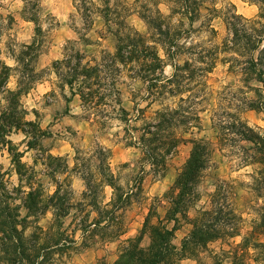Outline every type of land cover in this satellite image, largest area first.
Returning <instances> with one entry per match:
<instances>
[{
  "label": "trees",
  "instance_id": "obj_1",
  "mask_svg": "<svg viewBox=\"0 0 264 264\" xmlns=\"http://www.w3.org/2000/svg\"><path fill=\"white\" fill-rule=\"evenodd\" d=\"M39 1L28 0L30 6L26 5L24 11L29 7L38 10ZM257 1L262 4L261 19L251 21L253 25L228 21L232 33L228 48L244 57L242 73L245 80H257L264 87V0ZM76 2L87 16L91 13L89 0ZM174 2L176 6L171 8L168 17H164L160 9L154 14L141 15L151 29L148 36L131 27L125 18L113 31L109 12L105 11L102 15L117 38L115 52L102 51L99 57L87 59L82 51L68 49L62 59L54 60L51 66L43 69L38 68L37 61L48 39L39 15L25 16L35 22L36 33L32 42L17 45L12 56L14 62L9 64L2 56V39L6 29L14 24L15 17L0 12V157L4 150L10 153L21 182L18 187L10 188L6 179L8 171L0 162V264H61L81 247L90 246L96 235L111 240L123 235L127 229L120 210L130 204L136 187L123 190L116 181L108 149L100 146L95 151V172L84 174L86 189L83 197L87 201L74 203L68 178L57 177L68 170L66 159L52 153L42 156L55 181V189L50 192L36 178L34 169L23 161L24 152L13 142L11 136L22 131L28 138L29 148L40 145L45 133L37 121L28 118L29 110L22 98L46 75H54V85L62 90L68 103L79 98L86 118L102 127L118 120L127 143L140 148L143 161L159 175L166 173L169 160L178 147L188 141L186 133L200 128L199 112L210 93L208 77L217 65L220 50L216 44L215 49L210 50L191 40L193 23L200 14L202 2ZM99 12H103L102 9ZM177 14L186 17L191 27H185V21L176 17ZM235 17L250 22L243 15L235 14ZM257 24L260 27H256ZM211 31L214 33L215 29L211 27ZM169 64L173 66L171 75L165 73ZM125 77L132 82L129 85L131 110L123 104L121 84ZM12 78H15L14 86L11 85ZM135 82L142 83L141 87L132 86ZM239 92L242 95H236L230 86L226 87L220 93L218 107L213 110L212 119L218 130L220 147L234 149L237 141H249L255 151L242 156V164L264 163V130L250 126L237 114L246 109L259 110L264 101L250 99L242 89ZM234 108L238 112H234ZM189 141L193 147L175 180V195L166 222L161 219L151 223L148 217L142 231L120 246L112 264H183L185 259H195L196 264H245L246 246L240 245L215 253L211 263L197 258L199 250L212 242L221 240L231 245L229 240L241 234L242 217L230 203L234 187L223 179H218L215 189L209 193L210 205L197 207L198 186L206 171L215 164L212 149L205 139ZM107 186L113 189V195L106 202ZM79 204L85 211H71ZM23 207L27 211H22ZM191 209L196 212L189 218L187 213ZM49 212L52 219L47 225H41V219ZM73 212L74 220L67 225L66 218ZM179 214L188 218L192 225L181 246L173 242L179 229ZM146 233L151 240L148 246H143ZM259 245L264 247V243ZM263 252L257 258L260 264H264ZM96 264L107 263L98 261Z\"/></svg>",
  "mask_w": 264,
  "mask_h": 264
},
{
  "label": "rangeland",
  "instance_id": "obj_2",
  "mask_svg": "<svg viewBox=\"0 0 264 264\" xmlns=\"http://www.w3.org/2000/svg\"><path fill=\"white\" fill-rule=\"evenodd\" d=\"M174 1L89 0L91 13L87 16L84 9L78 8L76 0H40L38 10L37 7H29L26 11L24 9L28 5V0H0V12L5 15L11 13L15 17L14 24L10 29H6L3 35L2 56L9 64H13L12 56L18 48L17 45L32 42L36 33V24L26 19V15L33 13L39 15V22L48 39L37 61L38 68L43 69L51 66L54 60L62 59L68 49L82 51L87 59L99 57L102 51L115 52L117 38L102 15L105 11L109 12L113 31L117 28V23L125 18L131 27L148 36L151 34V29L141 15L154 14L157 9H160L164 17H168L172 12L171 8L176 6ZM200 1L202 2L200 14L193 23L194 31L191 33V40L210 50L215 49L214 44L218 45L219 58L216 67L208 77L210 93L199 112L200 128L195 127L186 133L188 141L178 147L169 160L168 168L163 176L153 172L151 167L143 161L140 148L127 143L123 126L118 120H113L109 126L102 127L93 119L85 117L78 97L68 103L62 90L54 85L53 74L46 75L34 89L23 96L24 105L29 110L28 118L37 121L45 134L40 140V145L35 148L27 146L28 138L22 131L14 133L11 138L24 152L23 161L34 169L36 178L44 184L47 191L53 192L55 181L52 180L42 156L52 153L55 156L64 157L68 163L66 173L57 174V177L61 180L68 178L73 202L87 201L83 197L86 189L84 174H87V171L95 172L97 165L95 151L100 146L110 151V166L123 190L136 187L130 204L120 210L123 211L122 219L127 227L126 232L111 240L96 235L90 246L81 247L61 264H96L98 261L112 264L118 257L120 246L126 239L135 237L142 231L148 217L151 223L165 220L175 195L173 190L175 180L193 147L189 139L195 138L205 139L209 143L215 164L213 168L206 171L205 177L198 186L200 199L196 202L197 207L210 205L209 193L215 189L217 180L223 179L234 187V196L230 203L242 217L241 234L229 240L232 246L221 240L212 242L199 250L197 258L199 261L211 263L215 253H222L240 245L243 248L246 246L245 264H260L257 258L264 251V247L259 245L264 243V163L242 164L241 157L255 151L253 144L249 141H237L238 145L234 149L228 146L221 148L218 130L214 127L212 117L213 110L218 107L220 93L229 86L236 95H242L239 92L242 89L250 99L264 101L262 84L254 79L245 80V75L242 73L245 65L244 57L228 48L232 39L228 21L253 25L251 21L261 19L262 4L257 0ZM101 9L103 12H99ZM235 14L243 15L250 22L235 17ZM176 17L185 21V27H191L186 17L178 14ZM211 27L215 29L214 33ZM256 27L260 25L257 24ZM165 73L167 75L173 73L171 64L166 66ZM130 83H132L130 79L125 77L121 87L123 104L131 110L133 102ZM11 85H15V78H12ZM141 85L142 83L135 82L132 86L141 87ZM234 109H232L234 112H238L236 108ZM237 114L250 126L264 130V104L259 110L246 109ZM0 162L4 170L8 171L6 179L9 187H18L21 183L20 178L7 150L2 152ZM24 189L28 188L24 187ZM104 194L105 201H110L113 189L107 186ZM82 208L84 206L81 207L79 204L71 211H85ZM22 211L25 212L27 209L23 207ZM195 212L194 209L189 210L188 217H193ZM74 216L73 212L66 218L67 225L74 220ZM94 216L95 213L92 214V218ZM51 219L52 214L49 212L41 219L40 224L45 226ZM179 219V229L173 241L177 246H181L183 238L192 228L188 218L179 214ZM71 226L73 228L74 224ZM150 240L149 233H146L142 245L148 246ZM197 262L195 259L182 261L183 264Z\"/></svg>",
  "mask_w": 264,
  "mask_h": 264
}]
</instances>
